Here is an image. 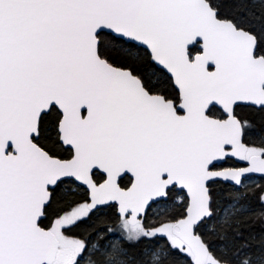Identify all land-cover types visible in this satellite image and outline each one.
Returning <instances> with one entry per match:
<instances>
[{
    "label": "snow or ice",
    "instance_id": "snow-or-ice-1",
    "mask_svg": "<svg viewBox=\"0 0 264 264\" xmlns=\"http://www.w3.org/2000/svg\"><path fill=\"white\" fill-rule=\"evenodd\" d=\"M0 264H264V0H0Z\"/></svg>",
    "mask_w": 264,
    "mask_h": 264
}]
</instances>
